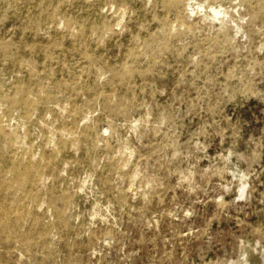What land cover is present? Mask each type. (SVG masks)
Here are the masks:
<instances>
[{"label":"rangeland","instance_id":"rangeland-1","mask_svg":"<svg viewBox=\"0 0 264 264\" xmlns=\"http://www.w3.org/2000/svg\"><path fill=\"white\" fill-rule=\"evenodd\" d=\"M0 264H264V0H0Z\"/></svg>","mask_w":264,"mask_h":264},{"label":"bare ground","instance_id":"bare-ground-1","mask_svg":"<svg viewBox=\"0 0 264 264\" xmlns=\"http://www.w3.org/2000/svg\"><path fill=\"white\" fill-rule=\"evenodd\" d=\"M214 14H215V15H218V14H219V12H214Z\"/></svg>","mask_w":264,"mask_h":264}]
</instances>
